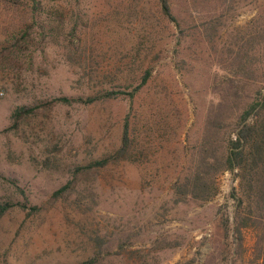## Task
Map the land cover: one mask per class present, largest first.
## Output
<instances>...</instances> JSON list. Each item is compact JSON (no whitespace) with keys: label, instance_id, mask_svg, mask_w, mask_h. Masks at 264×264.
I'll return each mask as SVG.
<instances>
[{"label":"rangeland","instance_id":"1","mask_svg":"<svg viewBox=\"0 0 264 264\" xmlns=\"http://www.w3.org/2000/svg\"><path fill=\"white\" fill-rule=\"evenodd\" d=\"M170 2L180 25L163 15L158 0H0V201L28 206L0 217V264H65L96 253L100 264L247 261L255 233L244 232L245 256H237V169L218 175V192L208 201L176 202L170 170L148 182L143 165L130 160L113 161L68 200L53 197L78 163L120 145L129 112L137 111L139 126L151 128L163 147L158 164L177 162L188 134L195 140L205 126L215 81H224L220 48L264 11V0H243L231 14L222 0ZM214 15L224 21L216 47L201 35ZM146 67L154 69L152 83L135 101L123 95L40 106L14 124L19 107L86 97L89 85L125 82L111 75ZM257 75L246 94L264 92V63ZM162 118L158 132L150 120ZM33 205L40 210L29 214ZM86 232L94 247L82 242Z\"/></svg>","mask_w":264,"mask_h":264},{"label":"trees","instance_id":"2","mask_svg":"<svg viewBox=\"0 0 264 264\" xmlns=\"http://www.w3.org/2000/svg\"><path fill=\"white\" fill-rule=\"evenodd\" d=\"M158 1L163 15L180 25L172 12L170 0ZM242 1L222 0L228 14ZM250 1L256 3L259 0ZM222 17L223 15H214L203 22L201 35L212 47L220 43L217 35L224 25ZM248 25L245 33H237L234 40L220 48L221 54L217 58L220 69L225 72L224 81H215L214 96L207 109L205 126L195 140H191V135L188 134V144L181 149V158L177 162L158 164V159L165 155L163 147L157 143V137L151 135V128L143 129L139 126L141 120L137 117V111L134 114L129 112L123 122L120 145L89 162L78 163L69 171L67 182L54 191V199L68 200L73 193L86 188L88 178L97 176L100 170L107 168L113 161L138 162L143 165L148 182L153 183L161 180V173L170 170L167 174V179H170L168 185L176 202L212 199L218 192V175L226 170L237 169L239 183L232 193L237 203L234 230L239 240L235 252L237 256L241 255L244 232L251 228L254 230L255 240L247 261L244 260L243 264H264V92L258 87L251 95L245 93L248 81H257V74L263 68L264 11L258 12ZM23 32L29 35L28 30ZM153 71L151 67L140 68L135 74L128 71L122 75V71L121 75L116 73L111 78L112 81L125 82L89 85L90 93L86 97L63 95L35 107H19L12 114L14 124L31 116L40 106L50 109L56 104L91 105L123 95H128L135 101L152 83ZM108 76L105 74V77ZM129 88L132 89L129 91ZM163 120L165 119L150 120V125H156V130L160 132L159 124ZM146 125L147 123L144 126ZM14 207L28 208L26 203L0 201V217ZM39 210L40 206L33 205L29 214ZM84 213L83 218L87 216ZM83 220L84 224L87 223L86 219ZM94 238L91 232H86L82 242L94 247ZM99 255H85L78 261L65 264H100ZM241 256L244 258L245 255ZM232 264H236L235 261Z\"/></svg>","mask_w":264,"mask_h":264}]
</instances>
